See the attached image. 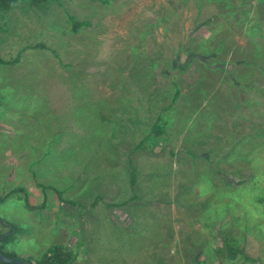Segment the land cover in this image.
Returning a JSON list of instances; mask_svg holds the SVG:
<instances>
[{
    "label": "rangeland",
    "instance_id": "374dc122",
    "mask_svg": "<svg viewBox=\"0 0 264 264\" xmlns=\"http://www.w3.org/2000/svg\"><path fill=\"white\" fill-rule=\"evenodd\" d=\"M0 57L5 251L264 264V0H15Z\"/></svg>",
    "mask_w": 264,
    "mask_h": 264
},
{
    "label": "trees",
    "instance_id": "16d2710c",
    "mask_svg": "<svg viewBox=\"0 0 264 264\" xmlns=\"http://www.w3.org/2000/svg\"><path fill=\"white\" fill-rule=\"evenodd\" d=\"M14 1L15 0H0V13L10 10L14 5ZM81 25H83V23H81L80 21H75V23H74L75 28H78ZM43 46L45 47V45H43ZM17 60L18 59H16L15 61H17ZM1 63H8V61L4 60L3 58L0 57V64ZM158 131H160V130H158ZM133 182H135V178H133ZM40 185H44V184H40ZM21 190L23 191V188ZM99 199H101L100 196H98V198L96 197L94 203H97L99 201ZM41 206L42 207L46 206V200L43 201ZM0 220L3 221V218L1 215H0ZM12 224L16 227L15 233L20 232V227L14 223H12ZM15 233L9 234V235L0 234V242L2 243V242L11 241L13 239ZM1 243H0V249L4 253H6L7 255H9L11 257H19L16 253L5 251L3 249ZM229 251H230L231 256H234L238 252V250H235L232 247L229 248ZM241 251H243V250H241ZM22 258L27 262V264H69L74 259V254L71 251H66L65 248L63 246H61L60 244H55V245H52L49 249H47L41 258H30V257H22ZM0 264H17V263L0 261Z\"/></svg>",
    "mask_w": 264,
    "mask_h": 264
},
{
    "label": "water",
    "instance_id": "95a60500",
    "mask_svg": "<svg viewBox=\"0 0 264 264\" xmlns=\"http://www.w3.org/2000/svg\"><path fill=\"white\" fill-rule=\"evenodd\" d=\"M5 223L9 224L12 227V230L7 232L5 235L13 234L16 232V227L12 223L11 224L8 222ZM0 261L17 263V264H27V262L22 257H11L6 253H4L1 249H0Z\"/></svg>",
    "mask_w": 264,
    "mask_h": 264
},
{
    "label": "flooded vegetation",
    "instance_id": "af4514ba",
    "mask_svg": "<svg viewBox=\"0 0 264 264\" xmlns=\"http://www.w3.org/2000/svg\"><path fill=\"white\" fill-rule=\"evenodd\" d=\"M4 224L7 226V228H8L9 231L12 230V227H11L9 224H7V223H4ZM9 231H8V232H9Z\"/></svg>",
    "mask_w": 264,
    "mask_h": 264
}]
</instances>
